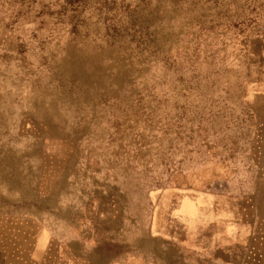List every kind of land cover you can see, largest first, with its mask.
I'll use <instances>...</instances> for the list:
<instances>
[{"label": "rangeland", "instance_id": "obj_1", "mask_svg": "<svg viewBox=\"0 0 264 264\" xmlns=\"http://www.w3.org/2000/svg\"><path fill=\"white\" fill-rule=\"evenodd\" d=\"M232 197L264 239V0H0V264H189Z\"/></svg>", "mask_w": 264, "mask_h": 264}, {"label": "crops", "instance_id": "obj_2", "mask_svg": "<svg viewBox=\"0 0 264 264\" xmlns=\"http://www.w3.org/2000/svg\"><path fill=\"white\" fill-rule=\"evenodd\" d=\"M244 199L247 200L248 198ZM252 199L255 204L257 201L261 204L263 198L261 195L258 197L256 195ZM238 201L236 202L235 198L232 197L231 222L225 215L222 220L223 223H218V229L215 234L210 235L211 237L207 233L205 234L203 230L199 238L190 239L181 245L186 252V255L184 254L185 263L264 264V239L251 237L253 225L246 217L248 214H244L246 216L243 217V221H238L241 209L240 201ZM228 209L225 208V210ZM251 213L253 214V211Z\"/></svg>", "mask_w": 264, "mask_h": 264}]
</instances>
